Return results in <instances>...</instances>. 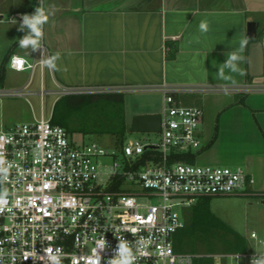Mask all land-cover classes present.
<instances>
[{"label": "built area", "instance_id": "built-area-1", "mask_svg": "<svg viewBox=\"0 0 264 264\" xmlns=\"http://www.w3.org/2000/svg\"><path fill=\"white\" fill-rule=\"evenodd\" d=\"M19 16L10 21L20 23ZM7 66L15 72L44 68L17 55ZM224 88L163 86L161 144L131 140L122 146L121 155L97 144L74 145L66 129L52 124L51 118L2 128L0 155L11 167L7 179L0 180V193H7L0 210V264H51L48 256L58 250L61 264H88L97 243L105 239L109 247L101 252L104 264L118 237L133 245L141 237L147 241L143 248L134 247V264H194L202 256L174 247L175 235L185 227L184 210L200 198L246 195L253 184L239 167L197 166L173 158L202 148L204 112L183 106L178 95L253 91L250 85L227 87V92ZM26 94L0 88V98ZM71 94L81 92L61 93ZM39 95L43 98L44 92ZM147 149H155L159 157L151 155L141 164ZM119 155L122 163L102 166L101 158ZM253 256L234 254L227 259L251 264Z\"/></svg>", "mask_w": 264, "mask_h": 264}, {"label": "crops", "instance_id": "crops-1", "mask_svg": "<svg viewBox=\"0 0 264 264\" xmlns=\"http://www.w3.org/2000/svg\"><path fill=\"white\" fill-rule=\"evenodd\" d=\"M39 5L54 13L44 26L42 45L45 56L59 53V70H28L23 76L28 82L17 90L31 85L39 69L41 85L47 72L61 93L155 95L157 106H148L143 115L158 114L164 104L163 86L225 87L213 79L212 63H222L225 53L246 37V61L241 67L247 74L227 87L250 85L252 92L178 95L177 99L204 112L198 152L204 165L199 166L244 169L253 180L244 196L264 203V0H0L2 83L12 55L32 65L41 58L39 52L30 55L18 46L24 33L18 31L17 20L10 21L16 14L33 13ZM201 19H208L211 29L200 43L190 44ZM249 22L259 23V39L247 37ZM214 264L223 263L219 259Z\"/></svg>", "mask_w": 264, "mask_h": 264}, {"label": "rangeland", "instance_id": "rangeland-1", "mask_svg": "<svg viewBox=\"0 0 264 264\" xmlns=\"http://www.w3.org/2000/svg\"><path fill=\"white\" fill-rule=\"evenodd\" d=\"M5 20L8 22L9 16H6ZM29 73V71H26L21 75L14 74L7 66L6 76L3 83H0V88L17 91L20 85L28 82L29 79L23 76ZM43 83L42 86L38 69L31 85L29 84L26 89H23L27 93L26 96L0 98V130L15 124H29L35 120H40L42 117L48 120L55 111L56 117H62L66 121L65 123L70 125V140L74 145L97 144L108 152L114 151L121 155V145L118 142H122V140L111 134H102L103 131L111 129L113 125V116H111L110 110L106 111L102 107L91 105L68 112L66 109L67 104L64 102L59 103L55 108V104L62 98L61 92L52 84L47 72L44 75ZM40 92H44L43 98L39 95ZM158 101L159 99L155 95L140 92L126 93L124 97L126 124L127 121L131 122L134 117L148 112V106L151 108L157 106ZM164 106L163 104L158 108V114L162 115L164 113ZM131 140L158 146L161 144L162 135L160 132H126L123 144ZM121 159L122 157L115 159L104 157L100 161L103 167L109 169L115 161L122 163ZM197 160L195 165H204L200 156ZM208 207L210 213L219 220L223 227L220 232L225 236L222 235L217 238L219 241L215 240V244L209 243L210 248L206 247L207 244L204 246L197 242L195 251L191 252L188 248L185 250L186 253L202 256L203 260H211L213 263L220 259L223 264H227V261L224 260H228L227 257L234 254L226 253L227 249L223 243L224 240L225 242L235 243L236 240L233 238L235 233L246 242L248 255H264V245H262L264 240V203L261 199H251L244 195L214 197L209 202ZM225 229H229L232 233H227ZM252 234L257 236L256 240L251 238ZM241 264H245V262H241Z\"/></svg>", "mask_w": 264, "mask_h": 264}, {"label": "clouds", "instance_id": "clouds-1", "mask_svg": "<svg viewBox=\"0 0 264 264\" xmlns=\"http://www.w3.org/2000/svg\"><path fill=\"white\" fill-rule=\"evenodd\" d=\"M53 11H46L44 7L37 6L33 13H21L19 16L20 23L18 31L24 33V35L18 39V46L21 49L29 50V54L39 52L41 58L39 63L41 66L46 67L50 71H58V61L61 57L59 53L51 56H45L42 41L44 38V26L48 23L49 17L53 15ZM211 29V23L208 19H201L198 23V34L191 36L189 43H200L202 37L206 36ZM248 45V39L241 38L238 42V46L225 53L226 59L222 63L213 62L212 67L216 69L212 73L213 79L224 83V91L227 92L228 85L236 84V77H243L247 74L246 70L241 67L246 61L244 55L245 49ZM11 165H7L4 157L0 155V180H6L8 171ZM7 193H0V210L4 204L7 203L5 197ZM118 243L112 250L111 258L107 259L104 264H134L135 248H143L147 244L145 238L141 237L135 245L130 244L128 240L123 237L117 238ZM109 246L105 239L100 240L97 243L96 249L93 250V256L89 258L88 264H101L102 255L101 252L105 251ZM51 253V249L48 250ZM48 259L51 264H61V255L59 250L56 254H50ZM251 264H264V256L254 255L251 258Z\"/></svg>", "mask_w": 264, "mask_h": 264}, {"label": "trees", "instance_id": "trees-1", "mask_svg": "<svg viewBox=\"0 0 264 264\" xmlns=\"http://www.w3.org/2000/svg\"><path fill=\"white\" fill-rule=\"evenodd\" d=\"M261 36V32L258 33V39ZM5 65V64H4ZM4 65L0 71V83H2L3 75H4ZM124 97L123 93H89V94H71L67 96H63L56 104L55 108L59 103L67 104L66 109L68 112L75 111L87 106H97L102 107L106 111L111 112V116H113L112 121L113 125L111 129L107 131H103L102 134H111L115 137L117 136L122 140V142H118L119 145L122 146L123 140H125L126 135V121H125V112H124ZM55 111L53 112L51 122L54 125H59L66 129V131L70 134V125L65 123L59 117H56ZM111 121V122H112ZM120 140V141H121ZM154 155L157 159L159 157L158 152L155 149H147L144 155L141 157L139 163L144 164L147 160H149L150 156ZM198 153H188V154H179L173 155V158L183 159L184 161L194 164L195 159ZM213 197L200 198L197 202L190 208H186L184 210V218H185V227L181 231H179L174 237V247L175 251L186 253L185 250L189 248L191 252H194L195 247L197 246V242H200L201 245L207 246L210 248L209 243L215 244V240L219 241L217 238L220 236H225L220 231L223 229L219 220L215 218L209 211L208 204ZM227 233H232L229 229H225ZM235 238V243L225 242L226 253L231 254H245L247 253V245L246 242L237 234H233ZM213 251V250H211ZM204 258L196 259L194 264H214L211 260H203Z\"/></svg>", "mask_w": 264, "mask_h": 264}, {"label": "water", "instance_id": "water-1", "mask_svg": "<svg viewBox=\"0 0 264 264\" xmlns=\"http://www.w3.org/2000/svg\"><path fill=\"white\" fill-rule=\"evenodd\" d=\"M259 23L249 22L247 24V37L251 40L258 38ZM161 115H138L126 124L127 133H158L161 130Z\"/></svg>", "mask_w": 264, "mask_h": 264}]
</instances>
